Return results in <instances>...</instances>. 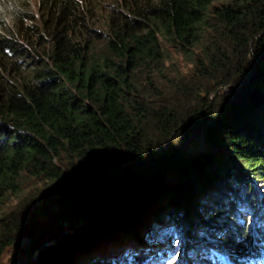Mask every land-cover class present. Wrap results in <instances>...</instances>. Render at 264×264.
<instances>
[{"label":"trees","instance_id":"1","mask_svg":"<svg viewBox=\"0 0 264 264\" xmlns=\"http://www.w3.org/2000/svg\"><path fill=\"white\" fill-rule=\"evenodd\" d=\"M102 1L0 0V208L45 181L0 214V261L101 263L190 221L219 244L199 264H264V0H111L98 28Z\"/></svg>","mask_w":264,"mask_h":264},{"label":"rangeland","instance_id":"2","mask_svg":"<svg viewBox=\"0 0 264 264\" xmlns=\"http://www.w3.org/2000/svg\"><path fill=\"white\" fill-rule=\"evenodd\" d=\"M228 0H214L211 4V7L215 6V5H222L223 2H226ZM111 2V0H103L101 4H99L96 8H95V13L94 15L96 16V26L98 28H103V24H104V19H102V15L104 16L107 8H108V3ZM97 43L99 44L100 41H97ZM165 43V47H166V52H168V58H167V65L168 64H173V66L176 65V67H179L182 70H185L187 65L191 64L189 62V60L185 57H183V54L176 52L171 46L166 45ZM224 89V88H223ZM45 181H43L40 178H37L35 176H26L25 180H22V183L20 184L17 193H12L10 196H8L6 198V200L4 201L3 205L0 208V214L3 212H6L7 210H9V208H11L15 203H17L20 199H22L26 193H28V191H30L32 188L35 187H39L41 185L44 184ZM121 190L120 194H122V189L121 187L119 188ZM260 192H262V189H259ZM261 215V214H260ZM249 215H247L248 217ZM258 216L255 214H252V218L249 221V225H251L257 218ZM189 225L187 226L188 229L186 228V232L183 233V236H179L178 233H175L173 235H169L170 237H168L167 232H165L164 234L166 236H162L159 237L157 239V234L154 235V233H150L149 235H147V233L144 234H138L136 237H131L130 240H128V244H130V246H128L127 249L125 248H119L117 247L114 251H112L111 253L107 251V245L104 244L102 245L104 248L101 249L100 251H93L95 255H98L99 260L101 261L96 263V262H91L88 263V261L86 260L87 258H84L82 255H74L72 260H73V264H109L112 262V264H199L200 261L203 258H196L195 255H206V253H204L207 248L203 246V244L205 243V241H203L202 239H198L200 234L198 235L197 233V228H195L196 231V235H193L192 233V222H188ZM194 223V222H193ZM82 224L79 223V226H81ZM196 225V223H195ZM70 231V227H67L66 225L60 230V233H65V232H69ZM57 236L52 238V241H50V243H52L54 240H56ZM190 238H192L193 240H195L192 243H190ZM158 240L155 243V240ZM109 243V242H107ZM153 243V244H151ZM211 241L206 242L205 244L207 245H213V247H215V249H217V245L219 246V244L217 243V245L210 244ZM48 244V242H44L43 243ZM193 245L194 248L191 246ZM43 246V245H42ZM155 248H157V250L159 249V254L155 255V263H152V259H154V257H152V259H150L152 252H154ZM219 249V248H218ZM34 250V249H33ZM94 250V249H93ZM192 250L195 251V255H193ZM139 252L140 255H142L143 261L141 260H133L136 259V257L133 256L134 252ZM36 252V251H35ZM109 254H108V253ZM217 251L215 250V254ZM35 254V253H34ZM106 254L110 257L108 258V256H106ZM144 255H146L147 257H144ZM223 255V254H222ZM157 257V258H156ZM130 260L129 263H127V260ZM5 262H8L6 260H4ZM111 261V262H110Z\"/></svg>","mask_w":264,"mask_h":264},{"label":"water","instance_id":"3","mask_svg":"<svg viewBox=\"0 0 264 264\" xmlns=\"http://www.w3.org/2000/svg\"><path fill=\"white\" fill-rule=\"evenodd\" d=\"M42 245H44V244L43 243L40 244L39 247L42 246ZM36 249H37V247L34 248V250H32V253L26 259H24V260H21V261H13V262L0 261V264H18V263L28 262V261L32 260V257L34 255Z\"/></svg>","mask_w":264,"mask_h":264}]
</instances>
